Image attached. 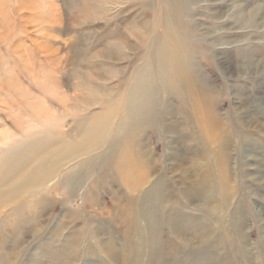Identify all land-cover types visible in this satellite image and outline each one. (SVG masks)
I'll return each mask as SVG.
<instances>
[{"label":"rangeland","instance_id":"obj_1","mask_svg":"<svg viewBox=\"0 0 264 264\" xmlns=\"http://www.w3.org/2000/svg\"><path fill=\"white\" fill-rule=\"evenodd\" d=\"M4 1L0 165L13 146L26 141L22 133L38 135L45 129L28 126L21 110L39 117L69 106L63 131L72 133L81 117L129 105L126 93L137 72L147 66L152 76L157 74L154 43L167 26L186 41L190 66L183 68L184 82L216 98L212 116L227 132L222 151L228 158L211 161L220 160V147L213 135L198 139L200 120L190 108L191 97L182 103L178 91L160 94L153 125L131 127L113 138L114 147L109 143L105 150L90 152L97 160L74 191L52 185L0 208V264H202L200 253L209 255L215 248L214 257L203 264H264V0H22L21 8H14V0ZM147 44L154 46L147 51ZM135 141L140 151L133 150ZM141 151L154 159L150 164L158 173L152 182H166L168 201L152 223L141 206L129 209L131 197L140 194H132L133 177L122 175ZM221 187L232 198L226 224L211 212L207 220L214 242L202 246L199 228L207 216L201 209L220 205ZM137 215L140 234L157 236L151 239L155 242L146 240L145 261L138 258L144 245L136 225L129 236L130 220ZM72 237L80 238L76 249L69 246Z\"/></svg>","mask_w":264,"mask_h":264},{"label":"bare ground","instance_id":"obj_2","mask_svg":"<svg viewBox=\"0 0 264 264\" xmlns=\"http://www.w3.org/2000/svg\"><path fill=\"white\" fill-rule=\"evenodd\" d=\"M13 2L16 5H14V8H21L22 0H14ZM0 13L3 15L7 13V5L4 0H0ZM4 20L3 24L5 25ZM174 29L171 26H167L164 35L161 38L158 37L159 39L155 40L156 43H154V55L157 58V74L152 76V73H150L149 67L147 66H144L141 69L139 68L140 70L138 72L136 71L137 74L135 73L136 76L134 78L132 87L129 89L128 93H126L129 98V105H127L124 109H109L108 111L105 110V112L103 111L102 113H99L92 117H89V115L81 117L80 119L75 121V127L73 131L75 132V134L73 132L69 133V131H63V127L65 126L64 122L68 118L70 114L69 111L71 110L69 106L62 105V112H57L56 110L50 111L48 109L46 115L39 117H37L35 113L30 111H20L22 117L24 116L28 118V126L41 127L45 129L38 135H29L28 133H22L21 137L25 138L26 141L20 139L21 141L18 143V145L13 146L12 152L8 153L7 155L6 162L13 161V163L8 167L6 162L0 165V172L3 173V176L0 178V208L5 207L6 205H8V203H14L15 200L19 199L21 196L24 197L29 193H34L37 191L44 192L47 187L52 185L65 187L67 186L66 188H70L74 191V189L77 188L79 184L85 181L88 172L86 168L88 167V165L94 163V161L97 160L96 156L91 157L89 156V153L101 148L105 150L107 148L106 146H108L109 143H112L110 144V146L114 147L116 139L113 138L119 137L120 135L125 133L127 129H131V127H143L148 123H152L153 125L156 117V107L159 105L158 96L160 94L169 92L170 90L178 91L181 94L179 96L182 103L186 99L191 97L192 101L190 108L192 109L194 117L197 116V119L199 118L200 120V124L198 126L201 134L198 133V139L204 141V139H206L205 136L210 138V135H213L215 144L220 147V151L217 153L220 157V160L214 159L211 161L213 162V164H217V161L225 163L228 156H225L222 150L228 146L227 132L224 131L225 128L224 130H222L221 126L223 124L217 118L218 116H212L213 110L216 107V98L208 94L209 90L208 92L204 91L202 93H198L196 92L195 88L191 86L192 84H186L184 82L186 76L185 74L183 75V68L185 66H190V59H186V53L184 52L186 43L185 39L181 36V33ZM154 44H150V46H154ZM147 46L148 44L145 45V47ZM148 47L146 48L147 51ZM147 55L149 56L150 54ZM80 57L81 56L79 55V58ZM144 60H146V58ZM84 88H86V85H83V89ZM155 90L157 94L155 93ZM79 101L81 104L89 105V107L95 105L93 102H87V98L86 100L80 99ZM112 116L115 117L114 122H110V118ZM111 128L112 131H115V136L112 132L109 133V131H111ZM208 142L209 141L206 140V145L208 144ZM1 145L3 146V150H6L4 149V147L7 145V143L2 142ZM139 148V142L135 141L133 150L140 151ZM130 151H132V149ZM150 155L151 153L147 155L146 153H143V151H141L140 156L137 155L136 157L137 161H132L133 165L131 166V164H129L130 166L123 172L122 175L125 180L131 178V176L133 177L131 178V188L133 190L132 194H140L138 195L139 197H131V207L129 209H137L138 211L139 207L141 206L144 209L143 211H147L143 213V215L151 217L147 218V220L149 221V223H152V220L155 221L154 218L158 216L157 211L161 212L164 210V205H166L168 201V196L165 189L166 182L163 180V178H159L160 180L158 181L153 180L152 182L154 172L156 171L158 173V171L156 170L155 165L150 164L151 159L154 161V159L150 157ZM72 162H76V164L74 166H70ZM137 163H139L140 165L142 164L143 167L141 166L139 169ZM65 166H67L68 168L65 169ZM256 167H254L253 169H255ZM261 172L262 170L260 171V173ZM221 173L222 179H220L224 181L226 178L223 177H225L227 171H220V174ZM259 179L261 180V177H259ZM148 184H150V187L152 188L148 191H145L144 187ZM202 185V192L207 194L208 187L205 180L204 184ZM227 191H231L230 185L227 188ZM202 192H200V194H202ZM220 192V195H223L221 199L219 198V200H221L220 205H218L217 207H212L209 204V207L205 208V210L201 209L202 212H205L204 217L207 216V225L203 223V227L199 228V237L201 239L202 246H207L208 243L213 244L214 242L212 241L214 239H212L214 230L211 231L208 229V227L213 229V227L211 226V219L207 220V218L211 216V212L217 214L220 219V224L223 227L226 224L225 215L228 213L229 206L231 205L230 200L232 198L224 193L226 192V189L224 187H221ZM150 203L152 206L153 204H155V210L150 211L149 208L146 209V207H148L147 204ZM139 219L140 218H138L137 215L132 220H130L131 227L129 236L133 234V230L135 229L136 225L137 228L135 229V232H138L136 233L137 236L140 235L139 242L141 243L142 240L144 245V253L138 258L145 261L146 240H149L151 243L153 241L151 239H153L156 235H154V232H152L151 234L148 233V235L144 233L140 234L141 231H138ZM212 222L214 223V221ZM241 222L237 221V228L241 227ZM79 239L80 238L78 237H72V239H69V246H72L76 249ZM184 241L186 240L184 239ZM232 243L233 242H231V244ZM209 246L211 248L210 244L208 245V247ZM205 249L208 250L207 248H204L203 250ZM201 250L202 249H200V251ZM112 251V247L107 248V252L109 254H111ZM215 251L216 248L213 252ZM172 252L173 255L172 253H170L171 256H175L174 249ZM202 252L200 253V261H202V264L208 263V261H210L211 259V256L214 255L212 254L213 252L211 253L212 255L209 254L210 256L206 255V253H204L205 251L203 252V254ZM247 258H249L248 255ZM174 264H179L178 260H175Z\"/></svg>","mask_w":264,"mask_h":264}]
</instances>
